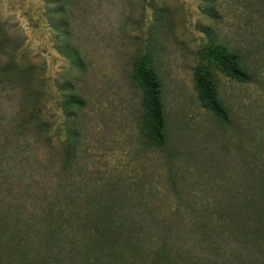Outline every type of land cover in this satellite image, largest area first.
I'll use <instances>...</instances> for the list:
<instances>
[{"label": "rangeland", "instance_id": "374dc122", "mask_svg": "<svg viewBox=\"0 0 264 264\" xmlns=\"http://www.w3.org/2000/svg\"><path fill=\"white\" fill-rule=\"evenodd\" d=\"M4 35L0 264H212L223 252L264 264V0H0ZM212 43L240 52L251 75L209 64L227 122L196 89ZM143 55L161 82L163 147L141 129ZM32 114L39 131H19ZM101 234L116 238L94 249Z\"/></svg>", "mask_w": 264, "mask_h": 264}, {"label": "trees", "instance_id": "16d2710c", "mask_svg": "<svg viewBox=\"0 0 264 264\" xmlns=\"http://www.w3.org/2000/svg\"><path fill=\"white\" fill-rule=\"evenodd\" d=\"M7 39V35H4L0 39V50L5 49L4 47ZM199 59L200 63L196 68V89L201 103L208 110H211L220 121L227 122L229 120V111L219 98L217 91V81L210 72L209 64L215 63L224 75L243 81H248L251 79L248 65L240 52L229 49L224 44H207L200 49ZM11 63L12 62H9L3 65L4 70L0 71L2 72V75H8V71L13 68ZM27 70L29 69H18V72L27 73L26 82L27 87L29 88L31 86L30 84L32 78L31 74ZM133 76L137 81H139L140 85L143 88L144 114L142 117L141 125L143 135L153 145H156L157 147H163L167 144L169 139L167 132V120L161 100V82L159 79V75L156 72V67L154 66L153 60L150 58V56L143 55L137 59L134 65ZM1 78L3 77H0V80ZM28 88L27 95L25 93V96L30 95V90ZM70 102L75 103L78 102V100L72 97ZM33 118L34 115L32 114L30 118H28L27 120H23L24 122L21 123L20 128L17 129L19 131H22L24 128H28L30 130L34 128L36 131H39L41 127V121H37L34 125H31V121L33 120ZM75 159L76 152L68 146L65 149L64 158L62 160V171L70 172L74 167L73 165L75 163ZM55 176L58 177V174L56 173V175H53L52 178L54 179ZM74 176L75 175H71L69 178L73 179ZM261 219H264V216H261ZM100 226L106 227V229H112V231L116 233H120L124 225L122 224V222H108L107 220H103V222L100 223ZM6 234L9 235V231H6ZM93 237L94 249L100 247V244L104 242L110 243L112 245L114 242L113 237L116 238L115 236H105V234ZM140 243L141 242L137 240V244L139 245ZM263 243H261L259 240H255L254 248L250 249V252H248V254L253 255L255 251H258L256 247H260L261 245H263ZM233 254L234 253L231 252H223L222 254L218 253V255H216L218 257L216 260H213L212 258L206 259L208 262L211 261L212 264H248L247 259H238ZM113 261L115 264L119 263L117 258H114ZM93 262L96 261L93 260ZM90 263L91 260L88 259L81 262V264ZM104 264H108V262L105 261Z\"/></svg>", "mask_w": 264, "mask_h": 264}]
</instances>
